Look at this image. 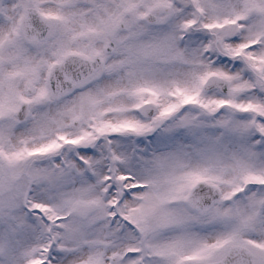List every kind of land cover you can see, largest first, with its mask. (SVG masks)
I'll list each match as a JSON object with an SVG mask.
<instances>
[{"label": "snow or ice", "instance_id": "snow-or-ice-1", "mask_svg": "<svg viewBox=\"0 0 264 264\" xmlns=\"http://www.w3.org/2000/svg\"><path fill=\"white\" fill-rule=\"evenodd\" d=\"M0 264H264V0H0Z\"/></svg>", "mask_w": 264, "mask_h": 264}]
</instances>
